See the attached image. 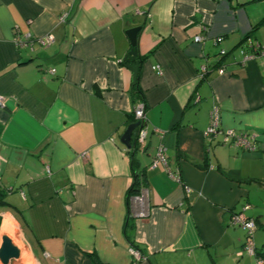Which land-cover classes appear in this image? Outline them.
I'll use <instances>...</instances> for the list:
<instances>
[{
  "label": "crops",
  "instance_id": "1",
  "mask_svg": "<svg viewBox=\"0 0 264 264\" xmlns=\"http://www.w3.org/2000/svg\"><path fill=\"white\" fill-rule=\"evenodd\" d=\"M246 39L264 50V0H0V239L19 250L12 264H131L127 233L144 256L134 264H257L230 223L248 204L264 246V54L242 64ZM140 100L146 186L128 198L120 139ZM214 107L221 131L207 135ZM227 130L254 133L255 149L225 142ZM159 145L174 179L151 166Z\"/></svg>",
  "mask_w": 264,
  "mask_h": 264
},
{
  "label": "built area",
  "instance_id": "2",
  "mask_svg": "<svg viewBox=\"0 0 264 264\" xmlns=\"http://www.w3.org/2000/svg\"><path fill=\"white\" fill-rule=\"evenodd\" d=\"M66 21V13H62L59 15V22ZM194 40L197 42H200L202 40L201 36H195ZM14 41L17 46H23L27 45L30 41H32V38L29 34H25L23 36L15 35ZM37 42H39L41 45H49L53 42L52 35H46L44 37H38L36 39ZM221 37L216 39V42H220ZM246 44H243L241 47H239L238 55L240 57V62L242 64H245L249 62L250 60H253L257 53L264 54V50L261 51L257 45L251 44L249 39L245 40ZM219 54L224 55L226 54V51L224 49L219 50ZM206 70L205 66L201 67V72L203 73ZM218 71L222 73L224 70L223 68H219ZM48 72L53 73L54 69H50ZM0 105H4V97L0 95ZM132 113L134 116L135 121L139 122V126L136 129V145L137 149L142 152L146 146V139H147V119L145 116V105L140 100L138 101L132 109ZM220 127H219V113L216 107H214L211 111L210 115V124L209 127L206 130L207 135H216L219 133ZM225 138L224 141H228L229 144L243 148L248 150H254L255 149V142H256V135L254 133L246 134V133H237L232 130L225 131ZM158 164H162L166 169L167 173L171 178H175V175L168 169L167 166V160L165 155V147L163 145H159L156 149V152L153 156L151 166H157ZM47 174L50 173L49 169H46ZM249 208L248 204L242 205L241 210L237 212H232L230 216V223L237 224L241 226L246 231V242L245 250L251 254H254V245L252 242V237L254 230L256 228L255 221L253 218L248 217L245 214V211ZM129 253L132 257L131 264H134L136 261H139L140 259L144 258L143 254L140 252V250L129 246ZM257 264H264V261L262 259L257 258Z\"/></svg>",
  "mask_w": 264,
  "mask_h": 264
},
{
  "label": "water",
  "instance_id": "3",
  "mask_svg": "<svg viewBox=\"0 0 264 264\" xmlns=\"http://www.w3.org/2000/svg\"><path fill=\"white\" fill-rule=\"evenodd\" d=\"M140 30V26H135L132 28H129L125 31L129 42L131 49L128 52V55H132L135 58L137 57V49H136V42H137V34ZM126 67L131 71L132 77H131V85L134 86L137 79V71L139 68V62L135 60L133 64H126ZM139 126L138 121H134L133 123H130L127 125L126 129L121 135V142L127 146V148H131L130 138L134 130ZM140 152L139 150H137ZM19 255L18 248L12 243L10 238L3 235L0 239V261L2 264H12V261L15 260Z\"/></svg>",
  "mask_w": 264,
  "mask_h": 264
},
{
  "label": "trees",
  "instance_id": "4",
  "mask_svg": "<svg viewBox=\"0 0 264 264\" xmlns=\"http://www.w3.org/2000/svg\"><path fill=\"white\" fill-rule=\"evenodd\" d=\"M132 97H133V101L137 97H141V93H140V90L138 88L137 79H136L135 85L132 88ZM128 119H129L128 120L129 124L133 123V120H135L134 116H133V113H131V115L129 116ZM134 137H135L134 138V142L132 143V146H131V158H130L131 159V171H132V183H131L129 189L127 190V197L128 198L131 197V196L139 195L141 193V191L146 186V177H145L144 171H143V169H141L139 167L138 160H137V158L135 156L138 149H137L136 140H135L136 136H134ZM3 203H5L4 196L0 192V205H2ZM126 238H127V241L129 243V245L131 247L136 248V245L133 242L132 234H128L127 233V237ZM254 253L258 256V258H260V259H262V261H264V246H262V248L259 249L258 251H255V248H254Z\"/></svg>",
  "mask_w": 264,
  "mask_h": 264
},
{
  "label": "rangeland",
  "instance_id": "5",
  "mask_svg": "<svg viewBox=\"0 0 264 264\" xmlns=\"http://www.w3.org/2000/svg\"><path fill=\"white\" fill-rule=\"evenodd\" d=\"M259 240H261V237L259 238ZM261 246H262V245H259V246L256 245L255 248L259 250V249L261 248Z\"/></svg>",
  "mask_w": 264,
  "mask_h": 264
}]
</instances>
